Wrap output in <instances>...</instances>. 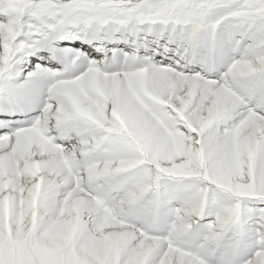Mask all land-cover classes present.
Segmentation results:
<instances>
[{
    "label": "snow or ice",
    "instance_id": "snow-or-ice-1",
    "mask_svg": "<svg viewBox=\"0 0 264 264\" xmlns=\"http://www.w3.org/2000/svg\"><path fill=\"white\" fill-rule=\"evenodd\" d=\"M0 264H264V0H0Z\"/></svg>",
    "mask_w": 264,
    "mask_h": 264
}]
</instances>
